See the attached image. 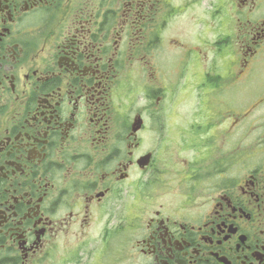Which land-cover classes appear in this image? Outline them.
Returning <instances> with one entry per match:
<instances>
[{
  "label": "flooded vegetation",
  "instance_id": "obj_1",
  "mask_svg": "<svg viewBox=\"0 0 264 264\" xmlns=\"http://www.w3.org/2000/svg\"><path fill=\"white\" fill-rule=\"evenodd\" d=\"M263 57L264 0H0V264H264Z\"/></svg>",
  "mask_w": 264,
  "mask_h": 264
},
{
  "label": "rangeland",
  "instance_id": "obj_2",
  "mask_svg": "<svg viewBox=\"0 0 264 264\" xmlns=\"http://www.w3.org/2000/svg\"><path fill=\"white\" fill-rule=\"evenodd\" d=\"M188 25H189V22L182 19V20H179L177 22V24L174 22L172 24V28H174L173 29L174 32L181 33L179 30L181 28L188 27ZM183 39L189 41L188 43H192L194 41V37L191 36V35L182 36V38H179L177 40H179L180 43H182ZM261 65L263 66V71H264V57L262 59ZM257 77H258V82H261L262 81L261 79L263 78V73L260 71L258 73ZM258 89H262L263 90V92H261L259 94V96H264V84L263 83H260V85H258ZM259 96H257V98ZM187 107H188V105L185 102H183L182 104H180V106L178 108L181 109V110H185ZM253 116L256 117V119L258 121V123H257L258 125H263L264 124V122H262V117L264 118V97L259 100V103H257L256 110L254 111Z\"/></svg>",
  "mask_w": 264,
  "mask_h": 264
}]
</instances>
